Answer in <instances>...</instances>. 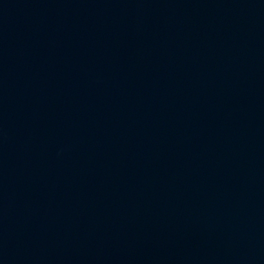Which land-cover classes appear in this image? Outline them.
Instances as JSON below:
<instances>
[{"label": "water", "instance_id": "1", "mask_svg": "<svg viewBox=\"0 0 264 264\" xmlns=\"http://www.w3.org/2000/svg\"><path fill=\"white\" fill-rule=\"evenodd\" d=\"M0 264H264V0H0Z\"/></svg>", "mask_w": 264, "mask_h": 264}]
</instances>
